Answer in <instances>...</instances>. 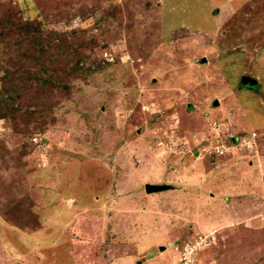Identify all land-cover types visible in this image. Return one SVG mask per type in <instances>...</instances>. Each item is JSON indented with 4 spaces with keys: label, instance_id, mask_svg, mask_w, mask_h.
Returning <instances> with one entry per match:
<instances>
[{
    "label": "rangeland",
    "instance_id": "rangeland-1",
    "mask_svg": "<svg viewBox=\"0 0 264 264\" xmlns=\"http://www.w3.org/2000/svg\"><path fill=\"white\" fill-rule=\"evenodd\" d=\"M0 264H264V0H0Z\"/></svg>",
    "mask_w": 264,
    "mask_h": 264
},
{
    "label": "built area",
    "instance_id": "built-area-1",
    "mask_svg": "<svg viewBox=\"0 0 264 264\" xmlns=\"http://www.w3.org/2000/svg\"><path fill=\"white\" fill-rule=\"evenodd\" d=\"M218 135V134H217ZM246 135V134H244ZM236 135L229 131H226L224 134L219 135V139L222 140L220 143H217L213 146V152L215 153H223L224 151L228 150L232 145L237 144L238 140H240L239 144L243 146H250V139L248 140V136ZM234 141V143H232Z\"/></svg>",
    "mask_w": 264,
    "mask_h": 264
},
{
    "label": "water",
    "instance_id": "water-1",
    "mask_svg": "<svg viewBox=\"0 0 264 264\" xmlns=\"http://www.w3.org/2000/svg\"><path fill=\"white\" fill-rule=\"evenodd\" d=\"M243 79L249 80V81L254 80L253 78L248 77V76H244ZM167 187H168V185H166V184L145 183L146 192L159 191V190L166 189Z\"/></svg>",
    "mask_w": 264,
    "mask_h": 264
}]
</instances>
